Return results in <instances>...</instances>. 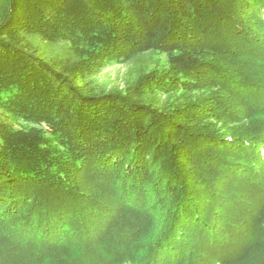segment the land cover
Returning a JSON list of instances; mask_svg holds the SVG:
<instances>
[{"label": "trees", "instance_id": "obj_1", "mask_svg": "<svg viewBox=\"0 0 264 264\" xmlns=\"http://www.w3.org/2000/svg\"><path fill=\"white\" fill-rule=\"evenodd\" d=\"M0 264H264V0H0Z\"/></svg>", "mask_w": 264, "mask_h": 264}, {"label": "rangeland", "instance_id": "obj_2", "mask_svg": "<svg viewBox=\"0 0 264 264\" xmlns=\"http://www.w3.org/2000/svg\"><path fill=\"white\" fill-rule=\"evenodd\" d=\"M124 72L125 69L116 62L106 64L100 76L98 77V81L107 87H112L117 84H122ZM22 124L25 125L26 123H22ZM28 126L36 127V125L33 124H30Z\"/></svg>", "mask_w": 264, "mask_h": 264}]
</instances>
